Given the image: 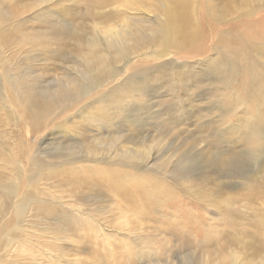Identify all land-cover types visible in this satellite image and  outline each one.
Here are the masks:
<instances>
[{
    "label": "rangeland",
    "instance_id": "1",
    "mask_svg": "<svg viewBox=\"0 0 264 264\" xmlns=\"http://www.w3.org/2000/svg\"><path fill=\"white\" fill-rule=\"evenodd\" d=\"M0 264H264V0H0Z\"/></svg>",
    "mask_w": 264,
    "mask_h": 264
},
{
    "label": "bare ground",
    "instance_id": "2",
    "mask_svg": "<svg viewBox=\"0 0 264 264\" xmlns=\"http://www.w3.org/2000/svg\"><path fill=\"white\" fill-rule=\"evenodd\" d=\"M168 55H170V54H168ZM164 56H166V55H164ZM204 62V61H203ZM208 63V62H207ZM114 78H116V75H114V74H112V80L114 79ZM111 80V81H112ZM111 82H109V84H110ZM125 86V84L122 82L118 87H115V89L113 90V91H111V92H109L110 93V95H107V97L105 98V100L107 101L108 99H109V101H110V103L111 104H113L114 106L113 107H120V108H126V100H124V99H122L121 101L119 100L118 102H115V98H112L111 97V95L115 92V90L117 89V88H119V87H124ZM143 89V88H142ZM110 91V90H109ZM135 91V90H134ZM145 95V94H144ZM112 106V105H111ZM99 122V121H98ZM134 180V179H133Z\"/></svg>",
    "mask_w": 264,
    "mask_h": 264
}]
</instances>
